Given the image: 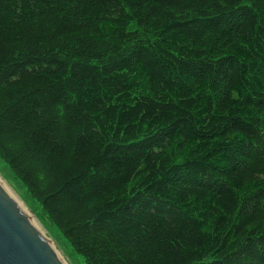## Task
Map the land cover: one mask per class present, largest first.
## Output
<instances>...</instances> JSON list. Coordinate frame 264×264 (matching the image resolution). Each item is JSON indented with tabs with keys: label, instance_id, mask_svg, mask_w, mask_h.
I'll list each match as a JSON object with an SVG mask.
<instances>
[{
	"label": "trees",
	"instance_id": "trees-1",
	"mask_svg": "<svg viewBox=\"0 0 264 264\" xmlns=\"http://www.w3.org/2000/svg\"><path fill=\"white\" fill-rule=\"evenodd\" d=\"M0 162L86 264H264V0H0Z\"/></svg>",
	"mask_w": 264,
	"mask_h": 264
},
{
	"label": "water",
	"instance_id": "water-1",
	"mask_svg": "<svg viewBox=\"0 0 264 264\" xmlns=\"http://www.w3.org/2000/svg\"><path fill=\"white\" fill-rule=\"evenodd\" d=\"M0 264H66L1 181Z\"/></svg>",
	"mask_w": 264,
	"mask_h": 264
},
{
	"label": "rangeland",
	"instance_id": "rangeland-1",
	"mask_svg": "<svg viewBox=\"0 0 264 264\" xmlns=\"http://www.w3.org/2000/svg\"><path fill=\"white\" fill-rule=\"evenodd\" d=\"M0 181L10 191L37 227L46 235L47 240L53 244L57 253L66 264H86L82 255L76 253L69 242L56 229L49 230L46 228L40 220L38 213L32 209V207L36 208L35 203L27 197L22 184L14 177L10 168L2 162H0Z\"/></svg>",
	"mask_w": 264,
	"mask_h": 264
},
{
	"label": "bare ground",
	"instance_id": "bare-ground-1",
	"mask_svg": "<svg viewBox=\"0 0 264 264\" xmlns=\"http://www.w3.org/2000/svg\"><path fill=\"white\" fill-rule=\"evenodd\" d=\"M20 205V204H19ZM21 206V205H20ZM24 210V209H23ZM25 211V210H24ZM28 215V214H27ZM29 216V215H28ZM32 220V219H31ZM33 221V220H32ZM34 223V222H33ZM35 224V223H34ZM36 225V224H35ZM37 226V225H36ZM58 254V253H57ZM59 255V254H58ZM59 257H60V255H59ZM60 259H61V257H60ZM62 260V259H61ZM63 261V260H62ZM64 262V261H63ZM65 263V262H64Z\"/></svg>",
	"mask_w": 264,
	"mask_h": 264
}]
</instances>
